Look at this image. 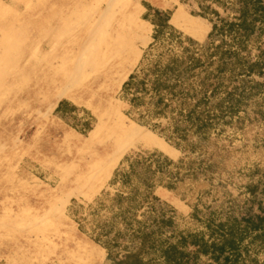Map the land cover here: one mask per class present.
<instances>
[{
  "label": "rangeland",
  "instance_id": "1",
  "mask_svg": "<svg viewBox=\"0 0 264 264\" xmlns=\"http://www.w3.org/2000/svg\"><path fill=\"white\" fill-rule=\"evenodd\" d=\"M242 5L0 0V264H113L139 226L166 244L264 215V23L240 38ZM185 46L219 85L190 99L206 125L181 136L151 80ZM225 255L188 264H264V234Z\"/></svg>",
  "mask_w": 264,
  "mask_h": 264
},
{
  "label": "trees",
  "instance_id": "2",
  "mask_svg": "<svg viewBox=\"0 0 264 264\" xmlns=\"http://www.w3.org/2000/svg\"><path fill=\"white\" fill-rule=\"evenodd\" d=\"M242 2L239 21L228 24L229 27L237 28L240 38L248 36L261 26L257 22L264 23V0H242ZM166 19L168 21L169 17L166 16ZM218 29L221 30V27L215 23L212 33ZM159 30V28L156 30L154 37H157ZM189 50V47L185 46L181 53H173L163 64L161 60H157L152 70L156 74L151 80L153 96L157 97L154 102L156 105L162 103V107L157 108L155 113L168 109L177 111L173 127L178 132L182 130V133H178L181 136L186 130V127L179 125L181 121L193 120L191 126H195L196 130H201L206 125V121H201L202 118L197 109L205 97H200L194 104H191L190 99L199 93L206 94L211 87L215 89L219 85L218 82L214 83L211 80L214 71L209 70V64L204 65L202 58L193 53H187ZM134 77L135 75H131L126 85H130ZM144 82V80L140 81L141 85ZM141 88L143 87L137 86L136 90ZM174 101H179L178 107L173 105ZM132 102L135 105L142 103L141 95H135ZM139 161L136 159V162ZM183 161L184 159L181 158L174 164L179 166ZM167 162L172 161L167 160ZM211 230L212 233L208 238L205 237L204 232H200L181 235L177 243L164 244L153 236V232H146L139 226L133 231V237L141 239L139 247L128 250L121 257L114 259L113 264H188L190 255L196 257L199 252L211 253L214 258H218L220 253L229 252V255H225L226 261L233 257L235 259L247 235L254 232L264 234V215L257 214L254 217H243L241 220L233 219L232 222H219ZM256 236L260 235L256 234ZM188 245L193 249H185ZM149 250L158 251L157 256L145 257V253ZM158 259H162V262L158 263Z\"/></svg>",
  "mask_w": 264,
  "mask_h": 264
},
{
  "label": "bare ground",
  "instance_id": "3",
  "mask_svg": "<svg viewBox=\"0 0 264 264\" xmlns=\"http://www.w3.org/2000/svg\"><path fill=\"white\" fill-rule=\"evenodd\" d=\"M177 21H180L182 23V25L185 27V28H188L190 29L192 27V22H190V20H188L186 18V16H183L181 18H175ZM194 28V27H193Z\"/></svg>",
  "mask_w": 264,
  "mask_h": 264
}]
</instances>
